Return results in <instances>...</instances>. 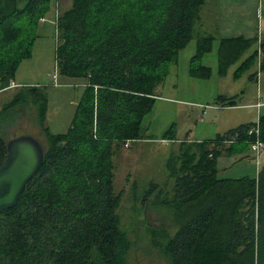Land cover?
<instances>
[{"label":"trees","instance_id":"16d2710c","mask_svg":"<svg viewBox=\"0 0 264 264\" xmlns=\"http://www.w3.org/2000/svg\"><path fill=\"white\" fill-rule=\"evenodd\" d=\"M206 0H73L56 20V62L60 76L84 81L65 133L46 125L48 97L38 86H22L0 117L34 107L46 143L45 159L18 203L0 212V264H128L134 246L117 213L123 193L115 188L114 147L146 140L143 121L152 111L156 88L195 34ZM52 0H0V91L10 87L21 62L32 56L37 27ZM215 37L198 35L190 74L207 79L200 63ZM254 40L223 38L219 75ZM251 55L235 72L239 78ZM217 104L236 105L219 96ZM243 124L203 141L179 140L175 125L162 137L178 144L164 163L172 193H156L152 206L171 211V235L146 227L170 264H264V167L256 178L219 177L218 158L245 150L256 140ZM264 141V115L259 119ZM235 138V139H234ZM234 139L229 145L225 141ZM0 135V166L7 142ZM239 151V150H238ZM149 198L145 199V204Z\"/></svg>","mask_w":264,"mask_h":264},{"label":"rangeland","instance_id":"374dc122","mask_svg":"<svg viewBox=\"0 0 264 264\" xmlns=\"http://www.w3.org/2000/svg\"><path fill=\"white\" fill-rule=\"evenodd\" d=\"M27 2L28 0H19V6L23 8ZM60 2L61 5L58 6L56 0H52L50 13L44 20H40L32 56L19 65L14 79L16 86L0 91L1 111L3 106L20 92L22 86L41 87L48 97L46 125L55 134L68 130L84 88V81L69 80L60 76L58 72L55 11L69 10L73 1ZM207 2L208 8L206 12L203 11L202 25L196 24L193 39L179 52L176 61L169 65L168 75L156 88L158 94L156 103L143 121L146 140L114 147L115 188L117 192L123 193L117 213L121 228L128 232L134 242L128 264H170V259L158 247L164 240L154 239L146 228L151 227L157 231L164 228L171 235L177 230V225H172L169 219L171 211L166 205L159 208L152 206L158 191L161 192V198L168 197L174 185V180L168 178L166 174L164 163L171 151L178 148V144L162 140L163 134L175 125L177 139L206 140L241 123L258 120L255 109L226 110L220 108L215 100L225 92L243 96L244 101H240L239 104L246 103L249 94L256 99L257 81L250 80V76L258 71L260 58L257 48H260L259 40L264 33V0H244L248 19L246 23H233L236 28L244 25L245 29L240 28V31L254 41L242 57L230 67L226 76L219 75V47L221 38L231 34L223 30V26L225 29L232 24L229 23L227 10L229 7L230 9L235 7L230 0ZM199 34H211L216 38L212 50L200 61L202 65L212 69V75L207 79L190 74L191 60L197 52ZM251 55L254 56L253 62L239 78L234 79V72ZM55 81L60 85L55 86ZM24 134L35 136L46 143L36 121L34 107H21L9 116L0 117V135L6 140ZM259 163L260 167H264V149ZM146 198L149 200L145 204Z\"/></svg>","mask_w":264,"mask_h":264},{"label":"crops","instance_id":"0c3cea01","mask_svg":"<svg viewBox=\"0 0 264 264\" xmlns=\"http://www.w3.org/2000/svg\"><path fill=\"white\" fill-rule=\"evenodd\" d=\"M207 1L208 0H206L205 4L203 5L201 12H200V19L198 20V23L200 25H202L201 23L204 20L203 11L206 12L207 8H208L206 6L208 3ZM230 1L232 2V4L235 7L234 9H230V7H229L227 10L229 12V17H228L229 23L232 22V24H230L228 27L226 26L227 28H225V29L223 26V30H225L231 34H229L228 36H224L223 38H235V37L241 36V37H244L247 39H251V37H247L242 31H240L241 30L240 28H244V25H241V27L236 28L234 26V23H233V22L246 23V21L248 19V13H247V9H246L244 0H230ZM56 5H58V6L61 5L60 0H56ZM224 6H226V4H224ZM62 13H64V12H60L58 10L55 11V22H56L58 16ZM234 30H236V32H233ZM223 38H221V39H223ZM259 43H260V48L262 49V53H261V57H260L262 65H260V63H258V71L253 72L250 76V80H252L253 82L257 81L256 82V84H257L256 99H253V97L249 94V96L246 98L247 102L244 104L243 103L239 104L240 101H244V100H242V99H244L243 96L240 97L239 94H228L225 92V93L221 94L220 96H225L228 98L236 99V105H234V106H229V105L223 106V105L219 104L220 108L226 109V110H242V109H248V108L255 109L256 113L258 115V120L260 119L261 116L264 115V106H262V107L256 106L257 103H259L260 101L264 102V94H263L264 93V33H262V37L259 40ZM257 50H259V49L257 48ZM235 72L233 74V78L237 79L235 76ZM13 83L17 84L15 81H13ZM248 123H254V122L241 123L237 127H239L243 124H248ZM237 127L229 128L228 130H226L222 133L218 132L214 138H216L218 135H224L228 131L235 129ZM214 138H212V139H214ZM179 140H185V139H179ZM188 140H190V139H188ZM206 140H210V139H206ZM165 141L170 142L167 140H165ZM191 141H203V140H191ZM128 143H130V142H128ZM236 147L239 151L237 150V152H233L232 154H224L218 158L217 166H218V170H219V177L223 178V179H239V178H242L245 176H248L251 178H256L262 167H260V163L259 164L256 163L257 160L254 161V159H256V157L253 158L254 151H253L252 147L249 146L245 150H240V149H242L241 145H239V146L237 145Z\"/></svg>","mask_w":264,"mask_h":264},{"label":"water","instance_id":"95a60500","mask_svg":"<svg viewBox=\"0 0 264 264\" xmlns=\"http://www.w3.org/2000/svg\"><path fill=\"white\" fill-rule=\"evenodd\" d=\"M44 159L43 144L35 136L24 134L7 142V156L0 166V212L18 203Z\"/></svg>","mask_w":264,"mask_h":264},{"label":"built area","instance_id":"2783aa9c","mask_svg":"<svg viewBox=\"0 0 264 264\" xmlns=\"http://www.w3.org/2000/svg\"><path fill=\"white\" fill-rule=\"evenodd\" d=\"M42 20H44V19H42ZM261 53H262V49L259 48V50H258L259 58L261 57ZM259 63H260V65H262L261 64V58L259 59ZM59 85L60 84L58 83V81H55V86H59ZM14 86H16V85L12 82L10 87H14ZM10 87H8V88H10ZM256 106L257 107H262V106H264V102L260 101L259 103H257ZM248 134H250V135L251 134H255L256 137H257L256 140L252 141L250 144H251V147H252L253 151L255 152L257 164H259L260 155H261L262 150L264 149V141H262L260 139V123H259V120L257 121V123L254 126H252L248 130ZM234 139L229 140V141H225V142L229 145L230 143L235 142ZM256 264H260V263L257 262Z\"/></svg>","mask_w":264,"mask_h":264}]
</instances>
